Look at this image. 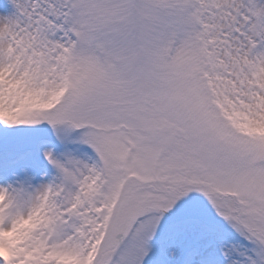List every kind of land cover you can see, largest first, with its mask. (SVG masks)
<instances>
[{
  "label": "snow or ice",
  "instance_id": "1",
  "mask_svg": "<svg viewBox=\"0 0 264 264\" xmlns=\"http://www.w3.org/2000/svg\"><path fill=\"white\" fill-rule=\"evenodd\" d=\"M0 264H264V0H0Z\"/></svg>",
  "mask_w": 264,
  "mask_h": 264
}]
</instances>
